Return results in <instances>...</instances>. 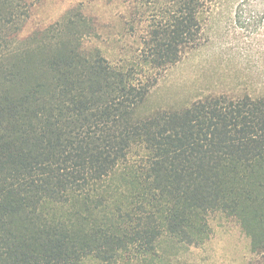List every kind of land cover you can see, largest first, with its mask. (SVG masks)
I'll use <instances>...</instances> for the list:
<instances>
[{
	"label": "trees",
	"instance_id": "trees-1",
	"mask_svg": "<svg viewBox=\"0 0 264 264\" xmlns=\"http://www.w3.org/2000/svg\"><path fill=\"white\" fill-rule=\"evenodd\" d=\"M40 1L0 0V264H174L233 228L264 264V95L138 114L214 0H125L114 58L82 4L25 34Z\"/></svg>",
	"mask_w": 264,
	"mask_h": 264
},
{
	"label": "rangeland",
	"instance_id": "rangeland-1",
	"mask_svg": "<svg viewBox=\"0 0 264 264\" xmlns=\"http://www.w3.org/2000/svg\"><path fill=\"white\" fill-rule=\"evenodd\" d=\"M79 4L104 26L106 41L100 43L114 58L124 45L122 34L129 32L125 0H41L25 34ZM206 21L203 44L167 70L139 115L188 106L209 94L264 95V0H214ZM112 34L117 36L110 38ZM88 43L93 45V40ZM248 251L249 240L238 228L220 230L205 248L183 252L174 264H246Z\"/></svg>",
	"mask_w": 264,
	"mask_h": 264
}]
</instances>
